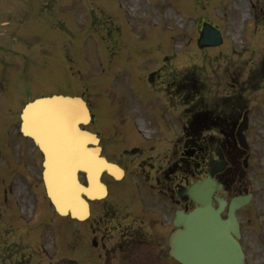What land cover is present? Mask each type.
I'll use <instances>...</instances> for the list:
<instances>
[{
  "label": "rangeland",
  "instance_id": "obj_1",
  "mask_svg": "<svg viewBox=\"0 0 264 264\" xmlns=\"http://www.w3.org/2000/svg\"><path fill=\"white\" fill-rule=\"evenodd\" d=\"M182 1L0 0V264H64L67 233L62 229L67 224L73 232L93 228L101 213L99 201L92 203V215L84 223L60 219L53 211L41 182V155L19 131L23 105L59 91L84 96L95 117L87 128L101 135L104 154L127 172L129 159L135 166L127 174L141 180L156 162V155L168 157L182 146L177 143L179 131L175 126L172 134L165 128L158 133L163 110L158 92L140 80L161 67V76H183L186 83L190 82L185 75L194 76L199 83L195 85L203 87L197 99L206 101L222 118L228 111L220 112V103L227 107L240 103L249 109L247 138L253 158L245 179L254 197L237 214L247 263L264 264V0H242L244 4L230 0L229 7L224 6L226 0L218 1L224 7L214 1L217 15L209 14L212 0H191L183 5ZM196 12L199 20L191 21L190 15ZM201 19L220 26V46L195 47ZM185 106L176 108L184 112ZM116 107L128 123L145 119L149 136L136 140L123 135ZM144 122L138 120L143 131ZM114 131L122 134L116 136ZM132 149L140 152L131 154ZM130 154L136 156L134 162ZM104 178L113 185L109 177ZM200 178L196 175L188 182ZM181 180L175 175L170 184L183 183ZM237 185L240 181L232 189ZM27 186L30 194L26 193ZM4 187L8 188L7 201L1 205ZM116 188L113 185L112 192ZM32 199L38 201V211H48L45 215L52 216L51 225L58 223L63 233L57 236L60 244L54 236L53 240L49 236L40 239L36 230L31 231L32 237H23L26 226L40 221L36 215L32 220ZM12 202L15 211L9 209ZM6 226L13 228L11 237L3 236L8 233ZM112 226L114 223L107 219L100 229H94L107 231L115 228ZM24 245L29 248L24 249Z\"/></svg>",
  "mask_w": 264,
  "mask_h": 264
},
{
  "label": "water",
  "instance_id": "obj_2",
  "mask_svg": "<svg viewBox=\"0 0 264 264\" xmlns=\"http://www.w3.org/2000/svg\"><path fill=\"white\" fill-rule=\"evenodd\" d=\"M22 119L23 133L31 136L44 153V181L55 208L81 218L86 213L81 193L86 191L78 181L77 171H86L89 181H97L104 169L115 171V166L99 156L98 147H87L88 142L97 143L95 136L77 125L88 120L85 104L69 97L38 99L26 107ZM70 161L74 165L67 166ZM201 203L203 208L182 218L184 228L171 238L172 254L184 264H244L234 238L238 225L233 211L240 201L230 206L226 220L220 218L221 208L209 206V197Z\"/></svg>",
  "mask_w": 264,
  "mask_h": 264
},
{
  "label": "flooded vegetation",
  "instance_id": "obj_3",
  "mask_svg": "<svg viewBox=\"0 0 264 264\" xmlns=\"http://www.w3.org/2000/svg\"><path fill=\"white\" fill-rule=\"evenodd\" d=\"M115 209L118 211L123 210L121 208H115ZM102 210L104 211V209H102ZM128 211H132V210H128ZM159 211H166V210L162 208ZM154 229H155V234H156V235L154 234L152 236L154 241H157V242H158V240L163 241V238L165 236V223H163L161 220L156 222ZM131 230H133L134 233L136 232L137 235H140L142 232V228L140 226H134ZM117 232L119 235L124 236V234H123L124 230L119 229V230H117ZM145 242H146V240H145Z\"/></svg>",
  "mask_w": 264,
  "mask_h": 264
},
{
  "label": "bare ground",
  "instance_id": "obj_4",
  "mask_svg": "<svg viewBox=\"0 0 264 264\" xmlns=\"http://www.w3.org/2000/svg\"><path fill=\"white\" fill-rule=\"evenodd\" d=\"M242 4H243V2H242ZM83 122H86V119Z\"/></svg>",
  "mask_w": 264,
  "mask_h": 264
}]
</instances>
